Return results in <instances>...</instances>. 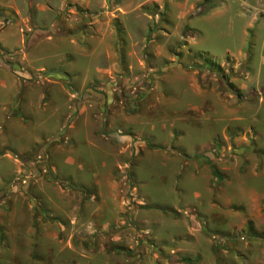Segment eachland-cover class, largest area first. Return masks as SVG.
I'll return each mask as SVG.
<instances>
[{
  "label": "rangeland",
  "instance_id": "rangeland-1",
  "mask_svg": "<svg viewBox=\"0 0 264 264\" xmlns=\"http://www.w3.org/2000/svg\"><path fill=\"white\" fill-rule=\"evenodd\" d=\"M18 2L73 112L0 127V264H264V0Z\"/></svg>",
  "mask_w": 264,
  "mask_h": 264
},
{
  "label": "crops",
  "instance_id": "crops-1",
  "mask_svg": "<svg viewBox=\"0 0 264 264\" xmlns=\"http://www.w3.org/2000/svg\"><path fill=\"white\" fill-rule=\"evenodd\" d=\"M29 8L33 10H37V12L40 13V14L37 13V19L39 20L41 24L36 26V28H33L28 38L24 40L22 37V33H20V30L22 28L19 27L18 21L16 20L17 14L19 13L18 0H0V11H1V14H0V17H1L0 18V127H2L1 126L2 124L6 123L7 129L9 131L12 130V127L10 126L9 123L15 122V120L17 121L19 117L25 120L26 118L25 116H28L29 119L30 118L32 119V117L30 116L31 114L33 116H35L36 114H40L42 115L41 121L44 122L50 119L53 115H55V113L59 112L60 109H62L64 116L62 115L57 121L63 123L64 121H66L65 120L66 115L68 113L72 114L73 112V109H72L73 99L71 98V96H69L64 86H62L63 85L62 79H59L57 77L55 79L57 81H53L51 83L40 81L38 85L31 84L25 88H23V86L21 85V81L19 80L20 74H25V73L30 74V72H34V71L42 70V69L46 70V67L44 65H40V66L35 65L36 59H33L32 55L34 51L42 43L48 42L50 44L51 40H53V37L49 29L44 28V27L49 28L50 27L49 24L51 23L50 21L48 22V19H46V23L44 24V21H43L45 19L44 10L46 9L44 5L43 4L35 5V4L30 3ZM193 8H194L193 5L191 8L185 7V9H183V16L185 18L187 16L188 17L192 16ZM252 25H253V16H250L247 24L245 25V28H249ZM51 26L53 30L55 31V28H57L56 27L57 23L52 21ZM196 37L197 36L195 33L193 36L188 37L189 47L193 43L192 38H196ZM246 37H247V32H244L243 39L246 40ZM13 38H15L16 41L14 44H10V41H12ZM56 38L58 39V37ZM70 42L73 43L72 40ZM22 45L25 46L24 47L25 52H23V55L20 61H17L15 56L13 55L19 52L18 49ZM230 54L233 55L237 59H242L240 57H236L232 53ZM23 62L26 63V66H24ZM26 68L27 70H25ZM98 70L101 73L103 72V70H101L100 68H98ZM57 72L58 70H56V68L54 69L49 68L48 74L53 75V77H56ZM59 73H65L68 75L66 71H59ZM39 77H42V75H39ZM156 88H157V85H153L152 88H150V90L147 92L146 96L144 97V100L146 99L148 100L150 107L152 106L154 107L155 104H157V103L152 102L153 100H151L152 98L151 96L154 95ZM60 96L63 97V101H64L61 105L65 108H63L60 105V106H56L54 109H50L51 108L50 106L56 103L57 99ZM210 103H212V101H210ZM214 105L216 104L209 105L207 101L203 102V112H206V111L210 112V111L216 110V109H212V110L210 109V108H214L215 107ZM192 106L194 107V109L198 108L197 105L192 104ZM84 107H87V106L84 105L83 108ZM139 111H140V108L138 109V112ZM13 113L17 114L16 115L17 117L14 116ZM79 114H82V112H80ZM29 119H27V121ZM31 119L28 122H30ZM228 124H231V122H229ZM70 126L73 129H76L75 124L74 125L71 124ZM225 130L226 128L224 125V131L222 133H224ZM130 133L131 135H124L121 133H117L116 136L118 138H122L124 135L125 138H128L129 140H132V137L136 135L141 136V133H134V134L133 132H130ZM122 140L124 141V139ZM180 158H181V162H183V165H181L182 167H180L181 169L183 168L186 169V168H191L192 166L195 167V166L201 165L195 162L191 163L189 161H184L181 155L178 158V160H180ZM185 171H189V170H185ZM117 212L118 211L116 210L115 213Z\"/></svg>",
  "mask_w": 264,
  "mask_h": 264
},
{
  "label": "trees",
  "instance_id": "trees-1",
  "mask_svg": "<svg viewBox=\"0 0 264 264\" xmlns=\"http://www.w3.org/2000/svg\"><path fill=\"white\" fill-rule=\"evenodd\" d=\"M120 31V30H119ZM217 173V172H216ZM187 260V259H186Z\"/></svg>",
  "mask_w": 264,
  "mask_h": 264
}]
</instances>
